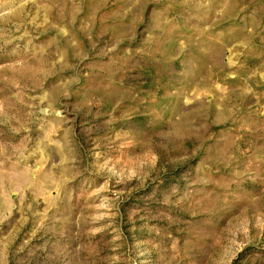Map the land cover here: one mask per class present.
I'll list each match as a JSON object with an SVG mask.
<instances>
[{"label":"rangeland","instance_id":"374dc122","mask_svg":"<svg viewBox=\"0 0 264 264\" xmlns=\"http://www.w3.org/2000/svg\"><path fill=\"white\" fill-rule=\"evenodd\" d=\"M0 264H264V0H0Z\"/></svg>","mask_w":264,"mask_h":264}]
</instances>
